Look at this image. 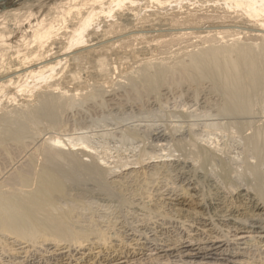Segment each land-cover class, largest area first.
<instances>
[{
  "label": "bare ground",
  "instance_id": "6f19581e",
  "mask_svg": "<svg viewBox=\"0 0 264 264\" xmlns=\"http://www.w3.org/2000/svg\"><path fill=\"white\" fill-rule=\"evenodd\" d=\"M42 1L0 0V264H264V0H63L15 52L16 4ZM24 78L45 86L19 101ZM124 83L148 106L182 88L242 136V159L192 136L107 167L83 142L42 137ZM90 189L109 217L86 212Z\"/></svg>",
  "mask_w": 264,
  "mask_h": 264
},
{
  "label": "rangeland",
  "instance_id": "374dc122",
  "mask_svg": "<svg viewBox=\"0 0 264 264\" xmlns=\"http://www.w3.org/2000/svg\"><path fill=\"white\" fill-rule=\"evenodd\" d=\"M61 1L63 0H43L40 3L16 4V7L20 10L19 17L21 20L17 26L23 29L19 30L20 32L18 30L14 32L13 36L11 35L8 40V44L13 42L11 45L14 46V51L20 47L15 52L20 51L23 54L24 45L30 43V47L34 44L30 37H27V39L23 38L25 35L24 31H27L26 35H29L30 23L32 25L35 24L37 19L47 18L50 20L53 18V20H57L60 18V15L55 10H50V6ZM169 2L172 3L170 6H178L177 3L180 1L169 0ZM149 6H151L150 3ZM31 14L32 16L30 17ZM3 22L7 23L8 21ZM9 23L10 27H17L15 22ZM55 24L59 25L60 22L56 21ZM19 35L22 39H20ZM241 36L243 37V35ZM15 40L17 41L15 42ZM19 41L23 44L19 43ZM194 43L197 42L194 41ZM59 75L56 77L57 79L62 74ZM117 78L118 75H115L114 80ZM22 83L24 86H28L24 88V91L17 92L16 97H18L17 100L19 101L28 98L34 99L36 93V91H33L34 85H41L43 82L37 79L24 78ZM43 86H45L44 83ZM116 89L117 99L115 101H110L108 97H102L98 101L85 104L78 103L75 107L65 110L60 114V129L42 128V137H61L66 140V143L69 139L74 140L76 143L83 142L88 147L87 152H92L93 154H91L96 158L99 156L98 159L100 160L104 159L103 164L107 165V167H114L117 161H127L144 152L154 156L173 154L175 140L188 141L192 136H195L198 143H201L200 145H213L211 147L217 146L220 150L223 149L224 153L227 154H225L227 158L242 159V136L226 124L228 120L218 116L214 110L205 107L198 99L188 97L182 88L173 89L172 93L158 98L157 104L152 106L147 105L149 97L146 94L140 100H135L127 95L128 86L125 83ZM5 100L8 102L6 97L0 98L1 107L7 104ZM1 107L0 110L4 106ZM262 107L264 108V104ZM261 109L258 108L257 117L264 121V109ZM217 126L219 127L215 129L214 127ZM19 159L20 156L17 160ZM40 162L41 157H37V165ZM5 167L6 169L9 168L8 165L0 160V169L3 171ZM262 172H264V164L262 165ZM83 198H85L88 206L86 212L94 213L96 217H109L110 212L112 213V209L107 207L108 203L94 189H90L88 193L83 195ZM129 223L132 224V221L129 220ZM177 245L174 244L173 247ZM43 261L44 259L32 256L29 262L32 264H44ZM45 264H57V261L52 259Z\"/></svg>",
  "mask_w": 264,
  "mask_h": 264
}]
</instances>
